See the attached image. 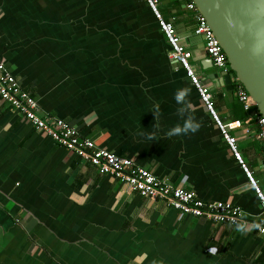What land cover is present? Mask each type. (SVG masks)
<instances>
[{"label": "crops", "instance_id": "obj_1", "mask_svg": "<svg viewBox=\"0 0 264 264\" xmlns=\"http://www.w3.org/2000/svg\"><path fill=\"white\" fill-rule=\"evenodd\" d=\"M188 1L156 0L219 118L240 121L229 134L264 192L253 107L238 109L234 80L232 89L216 82L219 70L205 62ZM167 50L143 0H0V59L41 114L200 200L239 206L264 226L238 162ZM181 88L190 89L201 127L168 138L183 123L174 99ZM246 227L212 224L126 190L0 100V264H264V237Z\"/></svg>", "mask_w": 264, "mask_h": 264}, {"label": "built area", "instance_id": "obj_2", "mask_svg": "<svg viewBox=\"0 0 264 264\" xmlns=\"http://www.w3.org/2000/svg\"><path fill=\"white\" fill-rule=\"evenodd\" d=\"M143 1L165 38L168 46V58L183 68L190 84L194 86L200 102L226 142L233 158L238 162L248 185L252 188L259 204V214L264 216V192L259 189L252 172L237 152L235 137L229 134L230 129L240 126V121L224 122L219 118L213 105L212 96L191 68L188 61L189 52L180 44L173 26L161 17L156 0ZM186 7L193 12V34L202 39L204 53L211 65L219 71H229L225 55L204 17L197 11L191 0L186 3ZM233 80L236 84L235 96L237 100L244 110H249L254 106L251 98L241 84L235 78ZM0 100L5 102L19 118L26 121L33 130L44 133L57 145L69 150L80 160L88 162L99 174L110 175L122 183L126 190L136 192L143 198L161 200L182 214L203 218L212 224H234L235 221L245 225H254L256 233L264 237V231H262L264 226L248 220L239 206L228 201L200 200L191 190L185 189L181 184L174 185L168 180L155 176L149 169L136 165L130 158L118 156L104 148L97 147L91 139L81 136L77 127L67 121L50 114H41L36 99L20 87L14 75L1 59ZM254 126L251 134L259 144L264 163V117H256ZM246 133L249 131L246 130Z\"/></svg>", "mask_w": 264, "mask_h": 264}, {"label": "water", "instance_id": "obj_3", "mask_svg": "<svg viewBox=\"0 0 264 264\" xmlns=\"http://www.w3.org/2000/svg\"><path fill=\"white\" fill-rule=\"evenodd\" d=\"M223 51L229 71L213 77L232 89L235 78L264 117V0H191ZM207 66L211 65L205 58ZM203 66V62H201Z\"/></svg>", "mask_w": 264, "mask_h": 264}, {"label": "clouds", "instance_id": "obj_4", "mask_svg": "<svg viewBox=\"0 0 264 264\" xmlns=\"http://www.w3.org/2000/svg\"><path fill=\"white\" fill-rule=\"evenodd\" d=\"M190 95V89L188 88H181L177 89V91L174 93V99L176 103L179 105L177 109V114L183 121L182 124L178 123L174 127L170 128L168 132L166 133L168 138H171L173 136H179V135H188L190 133L194 134L197 131H199L201 127L200 121L196 119L194 114H192L191 104L188 100V97ZM152 113H154V119H158L160 116V106L159 104H155L152 109ZM149 139H155V134H150ZM235 223L236 230L239 232H246L248 228L244 223ZM264 231V229H262Z\"/></svg>", "mask_w": 264, "mask_h": 264}, {"label": "trees", "instance_id": "obj_5", "mask_svg": "<svg viewBox=\"0 0 264 264\" xmlns=\"http://www.w3.org/2000/svg\"><path fill=\"white\" fill-rule=\"evenodd\" d=\"M189 1H190V0H189ZM238 103H239V101H238ZM241 107H242V106H241V104L239 103V104H238V109L241 110V109H242ZM253 111H254V114L250 116L252 119H255L256 117L260 116V115L258 114V112L256 111V109H255L254 106H253ZM248 114H249V112H248ZM242 117H245V116H241V117H239V118H242Z\"/></svg>", "mask_w": 264, "mask_h": 264}, {"label": "rangeland", "instance_id": "obj_6", "mask_svg": "<svg viewBox=\"0 0 264 264\" xmlns=\"http://www.w3.org/2000/svg\"><path fill=\"white\" fill-rule=\"evenodd\" d=\"M189 61V60H188Z\"/></svg>", "mask_w": 264, "mask_h": 264}]
</instances>
